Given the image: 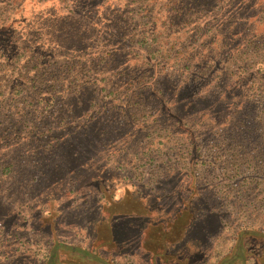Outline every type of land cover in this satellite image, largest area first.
I'll use <instances>...</instances> for the list:
<instances>
[{"label": "rangeland", "instance_id": "1", "mask_svg": "<svg viewBox=\"0 0 264 264\" xmlns=\"http://www.w3.org/2000/svg\"><path fill=\"white\" fill-rule=\"evenodd\" d=\"M183 200L197 264L264 232V0H0V264H153Z\"/></svg>", "mask_w": 264, "mask_h": 264}, {"label": "trees", "instance_id": "2", "mask_svg": "<svg viewBox=\"0 0 264 264\" xmlns=\"http://www.w3.org/2000/svg\"><path fill=\"white\" fill-rule=\"evenodd\" d=\"M115 215H113L112 217H114ZM196 215L197 212L195 208L192 207L191 202H185L183 200V206L179 211L175 222L169 225V230L165 233V239L162 238L160 242L159 246H161V248H155L150 244H147V234L150 231L147 225L143 227V234L140 229L142 239L139 236V242H141V244L147 251L152 253V256L154 257L153 264H197L198 261L207 256L204 248H201L197 245L200 244L199 240H184L186 238L185 234L175 232L179 226H176V222L180 220V224H184V226L186 223H188L186 228L187 230H191L190 226L196 221ZM122 218L125 217H123L122 215L114 217V219L110 223L111 227L108 225L106 229L109 234V239L107 241L100 242L98 248L104 249V246H118L122 243L134 242L136 236L131 235L133 234L132 226L127 225L125 226L124 231L120 230L122 229L121 225L119 224L118 226L117 223H120V220ZM156 226H158V224ZM186 228L184 227L182 229V232H184ZM123 234H126V236H124ZM233 241L234 246L229 250L227 257H225L227 259L223 263H221L222 259L216 258V264H246L248 261V256L246 254L245 257V253L255 256L256 253L258 255L262 251V249L260 250L257 245L264 244V232H261L257 229L253 230V228L240 229L236 233ZM165 250L169 251L165 252ZM262 253L264 254V251H262ZM57 254H59V258H56ZM128 258H130V256H128ZM162 258L164 259L162 260ZM53 259H55L58 264H68L71 262H73V264H121L120 261H116L118 259L105 257L101 253H97L94 250L80 249L76 246L68 247L64 245V242L61 241H55L50 244L47 255L42 260L41 264H48ZM159 259H161L162 261L160 263H157ZM74 260L76 262H74Z\"/></svg>", "mask_w": 264, "mask_h": 264}]
</instances>
